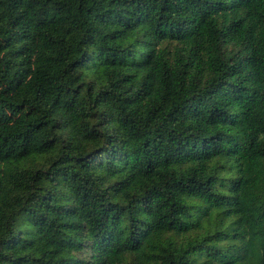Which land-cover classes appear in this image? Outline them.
I'll use <instances>...</instances> for the list:
<instances>
[{
  "label": "trees",
  "instance_id": "16d2710c",
  "mask_svg": "<svg viewBox=\"0 0 264 264\" xmlns=\"http://www.w3.org/2000/svg\"><path fill=\"white\" fill-rule=\"evenodd\" d=\"M0 264H264V0H0Z\"/></svg>",
  "mask_w": 264,
  "mask_h": 264
}]
</instances>
